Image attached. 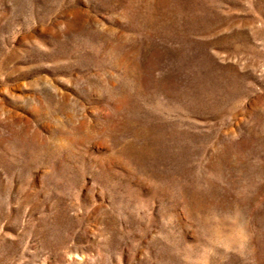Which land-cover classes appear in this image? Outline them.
I'll return each mask as SVG.
<instances>
[{"label":"rangeland","instance_id":"1","mask_svg":"<svg viewBox=\"0 0 264 264\" xmlns=\"http://www.w3.org/2000/svg\"><path fill=\"white\" fill-rule=\"evenodd\" d=\"M0 264H264V0H0Z\"/></svg>","mask_w":264,"mask_h":264}]
</instances>
